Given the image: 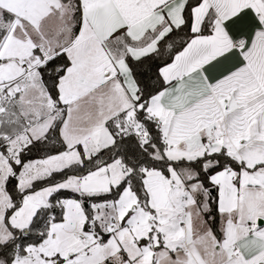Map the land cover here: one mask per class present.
<instances>
[{
  "label": "snow or ice",
  "instance_id": "6c2138e0",
  "mask_svg": "<svg viewBox=\"0 0 264 264\" xmlns=\"http://www.w3.org/2000/svg\"><path fill=\"white\" fill-rule=\"evenodd\" d=\"M0 264H264V0H0Z\"/></svg>",
  "mask_w": 264,
  "mask_h": 264
}]
</instances>
